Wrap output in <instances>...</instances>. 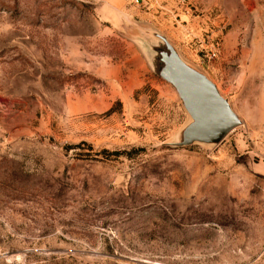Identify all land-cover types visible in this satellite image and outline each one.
I'll list each match as a JSON object with an SVG mask.
<instances>
[{
    "label": "rangeland",
    "instance_id": "1",
    "mask_svg": "<svg viewBox=\"0 0 264 264\" xmlns=\"http://www.w3.org/2000/svg\"><path fill=\"white\" fill-rule=\"evenodd\" d=\"M155 32L228 100L218 145ZM0 264H264V0H0Z\"/></svg>",
    "mask_w": 264,
    "mask_h": 264
},
{
    "label": "water",
    "instance_id": "2",
    "mask_svg": "<svg viewBox=\"0 0 264 264\" xmlns=\"http://www.w3.org/2000/svg\"><path fill=\"white\" fill-rule=\"evenodd\" d=\"M145 34L154 44L150 46L154 73L173 88L190 119L170 146L218 145L241 125L228 100L203 73L185 63L164 37L155 32Z\"/></svg>",
    "mask_w": 264,
    "mask_h": 264
},
{
    "label": "built area",
    "instance_id": "3",
    "mask_svg": "<svg viewBox=\"0 0 264 264\" xmlns=\"http://www.w3.org/2000/svg\"><path fill=\"white\" fill-rule=\"evenodd\" d=\"M139 1L142 2L143 0H136V2H139Z\"/></svg>",
    "mask_w": 264,
    "mask_h": 264
}]
</instances>
